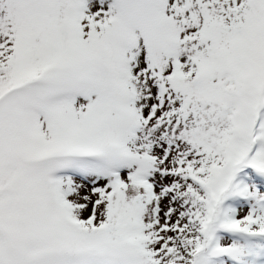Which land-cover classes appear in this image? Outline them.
<instances>
[{"label": "snow or ice", "instance_id": "1", "mask_svg": "<svg viewBox=\"0 0 264 264\" xmlns=\"http://www.w3.org/2000/svg\"><path fill=\"white\" fill-rule=\"evenodd\" d=\"M0 264H264V0H0Z\"/></svg>", "mask_w": 264, "mask_h": 264}]
</instances>
